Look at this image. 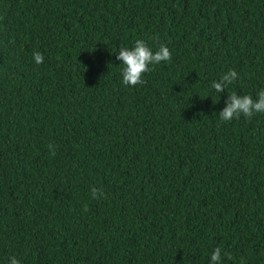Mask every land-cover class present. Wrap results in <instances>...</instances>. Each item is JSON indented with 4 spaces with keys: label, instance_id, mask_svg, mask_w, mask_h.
<instances>
[{
    "label": "trees",
    "instance_id": "trees-1",
    "mask_svg": "<svg viewBox=\"0 0 264 264\" xmlns=\"http://www.w3.org/2000/svg\"><path fill=\"white\" fill-rule=\"evenodd\" d=\"M261 90L264 0H0V264H264Z\"/></svg>",
    "mask_w": 264,
    "mask_h": 264
},
{
    "label": "clouds",
    "instance_id": "clouds-1",
    "mask_svg": "<svg viewBox=\"0 0 264 264\" xmlns=\"http://www.w3.org/2000/svg\"><path fill=\"white\" fill-rule=\"evenodd\" d=\"M33 58L37 64L44 61V56L40 52H35ZM116 59L123 64L122 83L126 86H136L144 83L142 76L151 71L150 65L169 61L171 52L163 44L154 52L143 40L137 39L131 48L121 47ZM237 79H239L238 73L235 70H229L218 81H213L210 87L220 94ZM256 113H264V90L258 92L256 99H253L251 95L241 96L232 91L228 94L225 107L219 112L218 117L221 121L227 122L234 118L239 119L241 115L250 119ZM49 147L51 148V146ZM52 154L54 155V151ZM90 192L93 199L104 197L103 189L95 186L90 188ZM221 255V248H215L210 256V264H220ZM9 260L10 264H20V261L15 257H10Z\"/></svg>",
    "mask_w": 264,
    "mask_h": 264
}]
</instances>
